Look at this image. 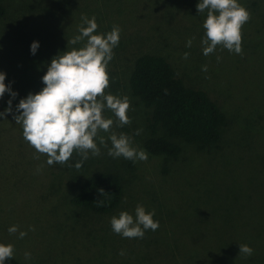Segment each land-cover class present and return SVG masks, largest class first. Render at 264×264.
<instances>
[{
  "label": "rangeland",
  "instance_id": "374dc122",
  "mask_svg": "<svg viewBox=\"0 0 264 264\" xmlns=\"http://www.w3.org/2000/svg\"><path fill=\"white\" fill-rule=\"evenodd\" d=\"M198 0H8L0 19V71L18 95L44 86L41 76L51 59L67 50L78 34L81 15L95 16L98 32L120 28L118 46L109 62L105 93L127 96L129 123L113 119L109 132H99L107 147L82 157L75 150L61 165L46 163L23 138L13 113L0 119V243L14 245L20 264H249L256 248L264 250V0H239L250 12L242 26V52L217 45L202 53L203 21ZM192 38L191 47L186 41ZM39 41L35 55L30 44ZM188 53L187 59L184 53ZM165 57L186 85L208 93L226 114L220 150L182 146L178 161L167 162L145 148L147 111L132 96L129 79L138 57ZM219 57V59H218ZM207 71H202L203 66ZM10 95L0 99V111ZM18 114V113H15ZM139 130V134L137 131ZM124 133L144 160L108 155L109 135ZM95 173H113L124 181L121 205L108 214L73 204V197ZM137 205L155 210L157 230L143 238H123L110 219L127 211L135 219ZM17 225L16 233L8 227ZM31 228V230H30ZM19 231L27 232L19 238ZM239 244L253 249L239 254ZM25 252L31 254L25 258ZM123 253V254H121Z\"/></svg>",
  "mask_w": 264,
  "mask_h": 264
},
{
  "label": "clouds",
  "instance_id": "9594fccd",
  "mask_svg": "<svg viewBox=\"0 0 264 264\" xmlns=\"http://www.w3.org/2000/svg\"><path fill=\"white\" fill-rule=\"evenodd\" d=\"M197 12L206 11L203 21L204 36L201 38L203 55L207 56L222 45L229 52H242V26L250 19V12L239 0H198ZM95 16L89 18L81 15L78 34L67 40L68 45H78L54 56L47 65V71L41 76L44 85L36 93L29 92L15 105L13 113L12 102L18 95L9 84L5 83L6 73L0 71V99L5 93L10 95L7 107L0 111V119L13 113L15 123L22 126L23 138L38 153L47 155L46 163L65 164L75 150L81 155V161L75 163V168L82 166L89 151L93 156L100 154L97 145L107 147L105 138L99 132H109L114 121L103 115L105 109L110 110L119 121L118 126L128 124L127 111L130 101L127 96L105 93L109 86L107 71L109 62L113 59V49L120 40V28L114 25L110 32H98ZM192 38L186 41V47H191ZM40 47L39 41L30 44V53L35 55ZM188 53H184L187 59ZM219 59V57H218ZM207 71V66L202 67ZM139 134V130L137 131ZM108 139L111 147L108 155L113 158L124 157L128 160H144L147 154L133 147L131 138L112 132ZM155 210L146 211L142 205L135 208V219L127 211H121L118 216L110 219L111 229L123 238H143L146 230L155 231L159 221L154 219ZM31 230V228H30ZM9 233L18 231L17 225L8 227ZM27 235L19 231V238ZM251 256L253 249L247 244H239V254ZM123 254V253H121ZM14 255V245L0 243V264ZM25 258L31 254L25 252Z\"/></svg>",
  "mask_w": 264,
  "mask_h": 264
},
{
  "label": "trees",
  "instance_id": "16d2710c",
  "mask_svg": "<svg viewBox=\"0 0 264 264\" xmlns=\"http://www.w3.org/2000/svg\"><path fill=\"white\" fill-rule=\"evenodd\" d=\"M0 0V19L7 16ZM130 91L147 111L146 150L164 156L167 162L178 161L182 146L177 140L196 145L199 150H220L223 131L230 125L219 105L202 89L185 84L169 61L160 55L138 57L129 79ZM124 181L113 173H95L73 197V204L100 214L117 209L123 200ZM264 227V226H263ZM249 264H264V250L256 248ZM5 264H20L13 256Z\"/></svg>",
  "mask_w": 264,
  "mask_h": 264
}]
</instances>
